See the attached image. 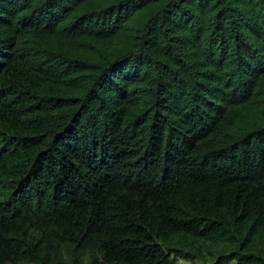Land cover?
I'll use <instances>...</instances> for the list:
<instances>
[{"label": "trees", "instance_id": "trees-1", "mask_svg": "<svg viewBox=\"0 0 264 264\" xmlns=\"http://www.w3.org/2000/svg\"><path fill=\"white\" fill-rule=\"evenodd\" d=\"M208 245L264 264V0H0V264Z\"/></svg>", "mask_w": 264, "mask_h": 264}, {"label": "rangeland", "instance_id": "rangeland-1", "mask_svg": "<svg viewBox=\"0 0 264 264\" xmlns=\"http://www.w3.org/2000/svg\"><path fill=\"white\" fill-rule=\"evenodd\" d=\"M208 248L210 249H205L202 259L195 262L179 261L177 264H211L214 261V256L216 255V253L218 254L219 252H226V250H223L221 247L213 248L208 245ZM94 258L95 257H93L92 255H87L84 258L83 264H104L101 258H97V261H95ZM64 260H66V262H70V259L67 255L64 256Z\"/></svg>", "mask_w": 264, "mask_h": 264}, {"label": "built area", "instance_id": "built-area-1", "mask_svg": "<svg viewBox=\"0 0 264 264\" xmlns=\"http://www.w3.org/2000/svg\"><path fill=\"white\" fill-rule=\"evenodd\" d=\"M235 264V263H234Z\"/></svg>", "mask_w": 264, "mask_h": 264}]
</instances>
